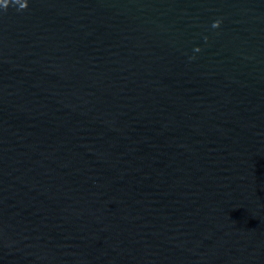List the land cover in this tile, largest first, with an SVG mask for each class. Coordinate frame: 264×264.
I'll list each match as a JSON object with an SVG mask.
<instances>
[{
	"label": "water",
	"instance_id": "95a60500",
	"mask_svg": "<svg viewBox=\"0 0 264 264\" xmlns=\"http://www.w3.org/2000/svg\"><path fill=\"white\" fill-rule=\"evenodd\" d=\"M18 8L0 264H264V0Z\"/></svg>",
	"mask_w": 264,
	"mask_h": 264
},
{
	"label": "clouds",
	"instance_id": "9594fccd",
	"mask_svg": "<svg viewBox=\"0 0 264 264\" xmlns=\"http://www.w3.org/2000/svg\"><path fill=\"white\" fill-rule=\"evenodd\" d=\"M10 4H16L19 5L18 10H24L28 8V0H0V7L3 9H7ZM222 21L220 19H217L213 22L212 27L213 28H219ZM199 51V49H197Z\"/></svg>",
	"mask_w": 264,
	"mask_h": 264
}]
</instances>
